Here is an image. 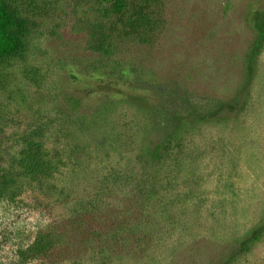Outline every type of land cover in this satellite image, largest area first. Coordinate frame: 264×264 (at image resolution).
Wrapping results in <instances>:
<instances>
[{
	"label": "rangeland",
	"instance_id": "obj_1",
	"mask_svg": "<svg viewBox=\"0 0 264 264\" xmlns=\"http://www.w3.org/2000/svg\"><path fill=\"white\" fill-rule=\"evenodd\" d=\"M143 5L151 28L97 51V0H16L27 30L0 60V264H264L263 229L242 244L264 222V45L246 71L264 0ZM30 144L50 174H22ZM40 234L52 246L22 257Z\"/></svg>",
	"mask_w": 264,
	"mask_h": 264
},
{
	"label": "trees",
	"instance_id": "obj_2",
	"mask_svg": "<svg viewBox=\"0 0 264 264\" xmlns=\"http://www.w3.org/2000/svg\"><path fill=\"white\" fill-rule=\"evenodd\" d=\"M103 9L101 11L102 24L96 25L95 32L96 41L93 48L97 51H105L107 49L106 35L113 32L124 35H141L151 28V14L143 5L144 0H97ZM108 21V27L105 28L104 20ZM253 26L256 35L249 47L246 59V71L248 79L253 71L254 62L264 45V9L255 11L252 16ZM27 21L23 18L16 6V0H0V60L18 52L24 41L26 33ZM247 85V84H246ZM234 108V106L229 105ZM223 108L218 107V110ZM160 150V149H159ZM158 150V151H159ZM19 167L22 174L30 177H38L48 175L52 171L49 160L43 153L39 144H30L28 148L21 154ZM264 230V222L255 228L250 236L245 239L242 244L245 246L248 241L256 240L260 237ZM52 246V239L40 234L29 244L24 250L20 251V255L24 258H33L45 253Z\"/></svg>",
	"mask_w": 264,
	"mask_h": 264
}]
</instances>
